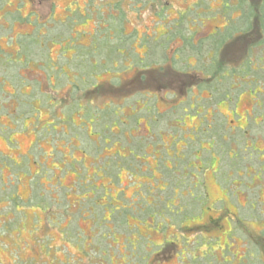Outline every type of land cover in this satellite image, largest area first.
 Segmentation results:
<instances>
[{"label":"rangeland","instance_id":"rangeland-1","mask_svg":"<svg viewBox=\"0 0 264 264\" xmlns=\"http://www.w3.org/2000/svg\"><path fill=\"white\" fill-rule=\"evenodd\" d=\"M220 5L0 0V264H264V70L180 73ZM250 33L217 61L264 68Z\"/></svg>","mask_w":264,"mask_h":264},{"label":"flooded vegetation","instance_id":"flooded-vegetation-1","mask_svg":"<svg viewBox=\"0 0 264 264\" xmlns=\"http://www.w3.org/2000/svg\"><path fill=\"white\" fill-rule=\"evenodd\" d=\"M229 0H221V5H225L226 9L218 10L217 13L211 14V17H218L223 21L222 27H215L214 32L212 33H204L202 32L199 37L204 36V42L200 46H205L207 51L209 52L210 57H208L209 62L203 65V68L200 72H180L181 76L185 78L187 81H195L194 83H190L191 85H201L203 87L204 82H207L210 84L209 86L212 87L210 97L206 99H212V97L221 96L223 97V100L226 101L227 96L231 99L233 98V94H236L242 84L234 83H228L224 82L229 80H234L231 76H236V80H241L243 83H252L254 81H258L259 77L263 76L260 75L258 72L264 70L263 67H257L260 66L259 63H256L251 59V57H248V55H245L237 60L234 61V63L225 64L222 61H217V58H222L224 54L227 56L232 55L233 51L237 49L238 44L244 45L245 42L252 37L250 35L252 31L258 30L260 33H263L259 27H258V21L257 19L253 18L252 24L250 26V30L244 31V23L247 21L246 19H242L241 15L244 12L240 8L236 9H230L229 6L235 5L236 3H227ZM256 1V0H254ZM229 7V8H228ZM246 12V11H245ZM236 13V16L233 17V15ZM204 16L209 15L206 13L203 14ZM203 23V20H202ZM188 28V27H187ZM189 30V29H188ZM257 34V33H256ZM264 35V34H263ZM196 41H193L195 44H199L202 40L200 38ZM247 37H249L247 39ZM206 38H210V40H206ZM182 39V38H181ZM189 37L187 38L188 42ZM258 42H252L253 44H256ZM199 47V48H200ZM212 57V58H211ZM177 60L178 57H175ZM261 59L258 58V61ZM217 63V64H216ZM256 64V65H255ZM213 65L212 67H210ZM255 65V66H253ZM155 69V68H154ZM262 69V70H261ZM161 68H156L155 71L159 72ZM192 75L191 77H187L186 75ZM264 77V76H263ZM246 78V79H245ZM248 78V79H247ZM258 78V79H257ZM245 79V80H244ZM250 81V82H249ZM185 83V82H184ZM223 83H225V87H223ZM221 88V89H220ZM235 92V93H232ZM240 92V90H239ZM243 99V98H242ZM229 103L228 101H226ZM256 103V102H255ZM230 104V103H229Z\"/></svg>","mask_w":264,"mask_h":264},{"label":"trees","instance_id":"trees-1","mask_svg":"<svg viewBox=\"0 0 264 264\" xmlns=\"http://www.w3.org/2000/svg\"><path fill=\"white\" fill-rule=\"evenodd\" d=\"M230 1V0H229ZM227 3H236L235 5L229 6L230 9H238L240 8L244 12L241 15V18L246 19L247 21L244 23V31L250 30V26L252 24L253 18L257 19L258 21V27L259 29L264 32V0H232ZM153 5V1H149L148 7ZM228 7V8H229ZM246 11V12H245ZM149 66V65H148ZM147 65L144 66L142 72H149V69H152L151 67H148Z\"/></svg>","mask_w":264,"mask_h":264}]
</instances>
